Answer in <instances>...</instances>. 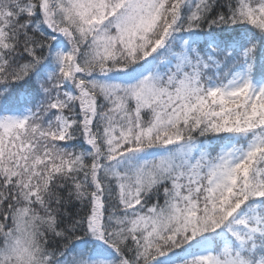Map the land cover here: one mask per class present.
<instances>
[{
	"label": "snow or ice",
	"instance_id": "6c2138e0",
	"mask_svg": "<svg viewBox=\"0 0 264 264\" xmlns=\"http://www.w3.org/2000/svg\"><path fill=\"white\" fill-rule=\"evenodd\" d=\"M0 264H264V0H0Z\"/></svg>",
	"mask_w": 264,
	"mask_h": 264
}]
</instances>
